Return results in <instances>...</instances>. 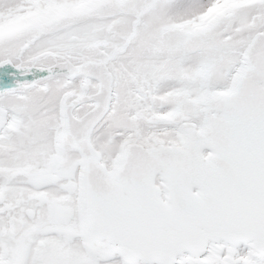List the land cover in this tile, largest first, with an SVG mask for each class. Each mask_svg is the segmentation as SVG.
Wrapping results in <instances>:
<instances>
[{
    "label": "snow or ice",
    "instance_id": "obj_1",
    "mask_svg": "<svg viewBox=\"0 0 264 264\" xmlns=\"http://www.w3.org/2000/svg\"><path fill=\"white\" fill-rule=\"evenodd\" d=\"M0 264H264V0H0Z\"/></svg>",
    "mask_w": 264,
    "mask_h": 264
}]
</instances>
